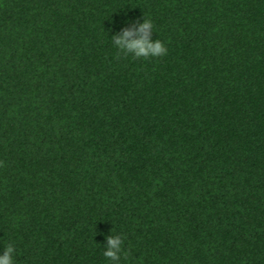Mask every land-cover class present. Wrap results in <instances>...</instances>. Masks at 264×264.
I'll return each instance as SVG.
<instances>
[{"label": "trees", "instance_id": "trees-1", "mask_svg": "<svg viewBox=\"0 0 264 264\" xmlns=\"http://www.w3.org/2000/svg\"><path fill=\"white\" fill-rule=\"evenodd\" d=\"M153 24L167 53L112 35ZM264 264V0H0V253Z\"/></svg>", "mask_w": 264, "mask_h": 264}, {"label": "clouds", "instance_id": "clouds-1", "mask_svg": "<svg viewBox=\"0 0 264 264\" xmlns=\"http://www.w3.org/2000/svg\"><path fill=\"white\" fill-rule=\"evenodd\" d=\"M153 24L149 19H143L136 27L122 29L120 33L113 34L111 39L113 46L125 55L135 58L160 57L167 53L164 43L152 38ZM103 256L111 264H119L124 249V238L121 235H109ZM16 249L9 243L0 253V264H16Z\"/></svg>", "mask_w": 264, "mask_h": 264}]
</instances>
